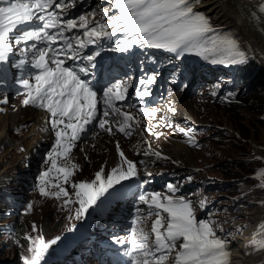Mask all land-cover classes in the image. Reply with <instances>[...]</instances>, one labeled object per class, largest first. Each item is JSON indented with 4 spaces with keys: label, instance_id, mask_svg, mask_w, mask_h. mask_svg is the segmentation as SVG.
<instances>
[{
    "label": "snow or ice",
    "instance_id": "1",
    "mask_svg": "<svg viewBox=\"0 0 264 264\" xmlns=\"http://www.w3.org/2000/svg\"><path fill=\"white\" fill-rule=\"evenodd\" d=\"M76 2L0 0V72L5 76L8 74V69L2 66L9 63L17 46L24 45L19 48L23 58L12 63V67L21 70L24 77L15 81L24 90L22 103L49 114L48 122L55 137L47 153L51 166L39 176V192L44 196L65 198V205L78 204L75 211L76 218L80 219L102 197L116 191V186L138 177L137 164L119 150V142L116 146L120 163L107 173L102 166L91 181L73 182L71 178L79 165L60 166L57 161L68 159L77 142L94 124L110 134L115 125L120 133L129 136L133 130L132 122L137 126L141 123L133 113L117 106L118 101L126 99L128 81L117 80L104 87L98 100V92L88 77L96 75L97 58L103 49L83 56L80 49L99 45L103 38L111 39L121 32L124 33L123 38L115 41L112 48L117 53H129L135 47H148L174 53L181 58L194 54L213 64L227 66L246 64L249 56L238 37L216 29L210 18L197 10L200 0H108L111 8L66 18ZM112 9L116 10L114 14H110ZM259 12L264 13V3L259 5ZM97 15L101 19H96ZM257 18L253 14V19ZM74 30L78 34L70 35ZM68 61L79 63L67 65ZM26 66L33 71L25 76ZM157 77L158 73H149L139 79L141 88L135 91L136 97L150 96L149 86ZM3 82L0 79V83ZM100 102L102 109L97 106ZM0 103H7V97ZM169 110L176 111L175 108ZM0 111L3 109L0 108ZM139 111L144 116L154 117L158 109L141 107ZM180 131L185 132L184 129ZM185 135L188 143L195 142L189 132ZM144 155L161 156L152 152H145ZM53 170L58 174L55 183L51 178ZM256 178L259 187L264 188V168L256 173ZM49 184L58 190H48ZM63 185H70L73 192L70 193ZM167 190L169 194L163 196L160 192L138 196L139 204L146 206L148 212L145 214L140 207L135 209L134 226L129 232L130 248L124 253L131 264H231L229 241L218 234L223 232L222 226L211 218L198 219L197 209H205L207 199L195 205L192 200L176 195V185L169 183ZM73 196L75 199H72ZM31 209L32 204H29L28 210ZM153 216L151 229L146 231L144 225ZM260 230L264 233V224L260 225ZM25 239L30 242L31 255L21 257L23 264H42L49 248L57 243L59 237L51 241L31 236ZM114 239L117 244L126 243L119 237ZM252 244L264 251V236Z\"/></svg>",
    "mask_w": 264,
    "mask_h": 264
},
{
    "label": "rangeland",
    "instance_id": "2",
    "mask_svg": "<svg viewBox=\"0 0 264 264\" xmlns=\"http://www.w3.org/2000/svg\"><path fill=\"white\" fill-rule=\"evenodd\" d=\"M213 1L200 0L198 5L200 12L210 18L212 25L216 29L225 33H232L238 37L240 45L248 50L249 66L255 69V73L263 72L264 74L262 55L256 52L250 42V38L234 22L230 15L217 17L211 12L209 7ZM254 89L256 88L254 87ZM261 93L262 99L255 98L252 87L248 92H242L239 100L234 103L247 104L246 106L249 105L250 108L247 109L245 108L246 106H241L237 109L238 112L233 111V103H203L196 110L195 116L198 118L196 122L205 129L200 135L201 144H197V148L186 147V152L183 156L185 161L182 159V164L186 169L193 165L199 166V176L202 179H207L209 184H201L193 190L197 193L195 196L198 197L197 200L192 197L186 199L192 200L195 205H198L205 198L207 201L214 199L219 207V209L213 210L198 208V219L205 212V215L201 218H211L217 224L220 220L219 225L222 228L224 225L225 228L228 225L231 230L235 231L238 229V223H241L243 227L250 219L251 214L262 203L260 198L263 193L256 190L259 186L256 173L264 167V93ZM243 99L248 101L242 103ZM191 104L192 102H189L188 105L190 115L195 111ZM188 132L192 137L197 136L199 133L198 129ZM109 156L101 158V161H98L93 166L92 164H86L83 160V165L81 166L83 170L80 171L78 168L73 178L81 180L84 177L83 174H88L87 169L89 167L92 166L93 170V167L100 166L101 162L104 165L105 161L110 160ZM12 161L16 162L17 160L13 157L0 159V173L8 165L11 166L13 164ZM76 162V159L71 160V163ZM236 163L242 164L243 167L235 168L236 176H227L223 169L234 171L233 166ZM37 165L39 166L40 163ZM113 167H116V165ZM110 168V164H106L105 169L109 170ZM40 174L39 171L35 173V186L23 191L27 204L21 207L18 215L13 216L8 221L7 226H14L16 232L22 230V234L25 237L31 236L33 239L43 237L46 241H51L59 237L57 243L52 245L46 253L49 254L53 249H57V244L67 240L68 237L65 236V231L77 220L75 210L78 204L65 205L63 203L65 198L57 199L42 195L39 192ZM89 176L91 177L90 174L88 178ZM67 189L70 193L73 192L70 185ZM48 190L57 191L58 189L49 184ZM72 199H75V197L73 196ZM29 204H32L31 210H28ZM215 216H219V218H215ZM34 225L35 228L33 227ZM16 232L10 230L8 233L0 234V260L15 261L18 253L22 256L31 255L29 252L30 242L25 239L23 243H19V240L14 237Z\"/></svg>",
    "mask_w": 264,
    "mask_h": 264
},
{
    "label": "bare ground",
    "instance_id": "3",
    "mask_svg": "<svg viewBox=\"0 0 264 264\" xmlns=\"http://www.w3.org/2000/svg\"><path fill=\"white\" fill-rule=\"evenodd\" d=\"M263 2L256 3L253 0H214L212 5L209 7L211 12L215 16L230 15L236 24L245 32L250 38V42L257 53L262 55L264 60V13L259 12V5ZM253 14L258 17L253 19ZM135 58H131L133 61ZM139 59V58H137ZM188 103L181 105L182 113L187 112L190 114V108ZM26 116L22 118L25 122L28 120L29 113H32L31 109L24 110ZM38 114V113H37ZM15 114H0V142L9 137L10 125L16 120ZM172 151L183 158L186 152V146L179 142H174ZM264 168V167H263ZM108 170V169H106ZM24 176L23 172H19L20 179ZM257 191L263 193L262 203L259 208L251 214L248 222L242 227L241 223H238V230L233 231L226 225L228 232L227 236L235 239L236 248L235 254L233 255V264H264V251H260L258 248H254L252 242L262 238L260 225L264 224V188L257 187ZM257 208V207H256ZM249 216V215H248ZM235 228H237L235 226Z\"/></svg>",
    "mask_w": 264,
    "mask_h": 264
},
{
    "label": "trees",
    "instance_id": "4",
    "mask_svg": "<svg viewBox=\"0 0 264 264\" xmlns=\"http://www.w3.org/2000/svg\"><path fill=\"white\" fill-rule=\"evenodd\" d=\"M254 70L255 69H253V67H248L245 70V74H246L247 80H249L250 86L253 88V95L255 96V98L262 99V97H261V94L262 93L261 92L264 93V74H263V72H260L261 74L259 73L260 74V76H259L258 72L255 73ZM254 87L256 89H254ZM244 101H248V100H244ZM242 103H244V102H242ZM246 105L247 104H237L236 103V104L233 105L232 108H234L233 111H235V112L237 111L238 112V110H237L238 108H240L241 106H246ZM245 108L249 109L250 106L248 105ZM236 167L242 168L243 166H242V164L236 163L233 166L234 171H232L231 169H223V171H225V174L227 176H232V175H235L236 176V174H235V173H237L236 172V169H235ZM19 259H20V254L18 253V257H17V259L15 261H2V260H0V264H22L21 259L20 260Z\"/></svg>",
    "mask_w": 264,
    "mask_h": 264
}]
</instances>
